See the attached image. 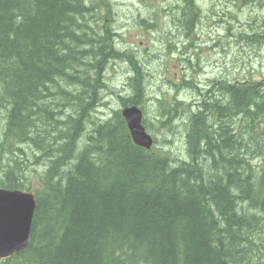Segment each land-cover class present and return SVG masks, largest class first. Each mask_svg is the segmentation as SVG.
<instances>
[{
  "label": "trees",
  "instance_id": "trees-1",
  "mask_svg": "<svg viewBox=\"0 0 264 264\" xmlns=\"http://www.w3.org/2000/svg\"><path fill=\"white\" fill-rule=\"evenodd\" d=\"M86 1L0 0V187L35 198L27 248L0 264H264V84L210 83L171 165L119 111L92 119L113 35ZM141 83L122 105L141 106Z\"/></svg>",
  "mask_w": 264,
  "mask_h": 264
},
{
  "label": "rangeland",
  "instance_id": "rangeland-1",
  "mask_svg": "<svg viewBox=\"0 0 264 264\" xmlns=\"http://www.w3.org/2000/svg\"><path fill=\"white\" fill-rule=\"evenodd\" d=\"M107 1V0H105ZM110 1V14L109 20L113 25V28L121 34L122 38L125 40H132L133 49L127 53L121 52L123 49L122 44L119 42L118 45H115L114 51L117 52L115 55H110L105 57L104 65H107L100 75V84L102 88L98 93V105L93 109L94 112L90 113L92 119L95 118L103 122L104 120L109 119L113 112L120 110L121 101L124 99H130L135 94L132 93V88L134 86L139 87V81L144 85V90L142 91V100L141 106L146 111L147 121L149 119L153 122V119H158L162 116L161 110L167 108L156 100H150L148 97H152L154 94L161 91L168 90L165 86H162L165 77L170 73L169 78H174L173 70L175 68L171 61L166 63L167 69L166 73L162 70L161 62L156 60L162 56V54L167 52H172L174 44L172 42L168 44L165 32L173 27L169 26L168 21H162V18L156 17L154 23L155 27L150 34H147L145 31H130L126 30L131 29L132 27L137 26L138 17L146 16L149 10V6L146 4H140L138 0H109ZM143 2V0H141ZM104 0H93L92 5L98 4L102 5ZM89 5V0L86 1V5ZM173 0H155V10L159 7H166L169 9L171 6H174ZM199 7H205L204 3H198ZM98 9L96 17L99 19V28L100 26H105V12L103 10V5L95 7ZM94 13V12H93ZM231 34H228L220 37L221 35L215 33L216 39L220 45H223L227 40L230 43H234V37L238 33L251 34L249 30V24H252L250 17L262 16L264 17V8H260L257 5L249 4L245 10L241 9L240 6L231 9ZM90 13L88 14V18ZM163 17V15H162ZM247 19L248 26L245 30L242 26V22ZM184 25V24H183ZM112 36V32L109 33ZM120 40V37L117 36L116 39L112 36V41L114 43ZM240 43V42H238ZM242 44V43H241ZM178 46V45H177ZM99 49V48H98ZM178 48L174 49L177 50ZM119 50L120 52H118ZM214 51V48H213ZM127 54V55H125ZM115 56V58H113ZM220 59L224 58V62L216 61L218 59V52L213 53V55L204 54L203 57H200L199 64L202 66L200 71L202 72L201 77V87H194L189 84L183 86V90L179 91L177 94L176 100H182L184 103L190 101L191 99H196L200 96V93H204L208 86L211 84H204L212 76L216 79L220 76H226L228 79H240V80H252L258 81L264 79V42L262 44H256L254 46H249L247 44H242V47L231 45L226 50L225 55L219 56ZM127 59H131V62H127ZM218 66H222L225 71H222V67L216 69ZM134 87V88H137ZM171 92V91H170ZM145 95L146 98H143ZM140 99L139 95L137 96ZM194 112V111H192ZM186 117H180L176 119L175 122H171L172 128L162 129V135L158 133L156 137V143L162 148V153H168L172 157L171 165L180 161L181 159H186V145L184 138L183 125L181 122H186L188 114ZM91 121V119H88ZM236 120V119H235ZM90 123V122H89ZM158 123V122H157ZM157 123H154V130ZM152 125V126H153ZM170 127V123H168ZM207 125H210L209 123ZM151 126V127H152ZM150 127L151 131L154 130ZM1 128V121H0ZM212 129H215L213 126ZM88 131V130H87ZM249 143H254L252 140ZM161 144V145H160ZM262 145V144H261ZM257 150V142H255ZM159 147V148H160ZM191 147V146H190ZM193 149H195L193 147ZM259 149V147H258ZM191 150V148H190ZM264 150L261 147V151L264 155ZM255 152V151H252ZM256 153V152H255ZM174 160V161H173ZM251 165L255 167H261L263 161L261 158H255L251 161ZM31 173L34 172V176L37 174L40 175L42 172L41 166H34L30 168ZM28 175H30L28 173Z\"/></svg>",
  "mask_w": 264,
  "mask_h": 264
},
{
  "label": "water",
  "instance_id": "water-1",
  "mask_svg": "<svg viewBox=\"0 0 264 264\" xmlns=\"http://www.w3.org/2000/svg\"><path fill=\"white\" fill-rule=\"evenodd\" d=\"M133 142L149 148L150 137L141 126V114L136 108L122 111ZM34 198L19 191L0 190V258H7L28 245Z\"/></svg>",
  "mask_w": 264,
  "mask_h": 264
},
{
  "label": "flooded vegetation",
  "instance_id": "flooded-vegetation-1",
  "mask_svg": "<svg viewBox=\"0 0 264 264\" xmlns=\"http://www.w3.org/2000/svg\"><path fill=\"white\" fill-rule=\"evenodd\" d=\"M235 1H236V0H235ZM235 1H234V2H235ZM252 1H253V0H252ZM238 3H239V4H246L247 2H246V0H239ZM216 52H218V51H217V48H214V51L212 52V54H213V53H216ZM195 66H196L197 68H199V69L202 67V66L199 64V62H197V64H195ZM215 77H216V79L214 78V80H217L218 76L216 75ZM211 78H213V76H212ZM211 78L208 79L206 83H214V81L211 82Z\"/></svg>",
  "mask_w": 264,
  "mask_h": 264
},
{
  "label": "bare ground",
  "instance_id": "bare-ground-1",
  "mask_svg": "<svg viewBox=\"0 0 264 264\" xmlns=\"http://www.w3.org/2000/svg\"><path fill=\"white\" fill-rule=\"evenodd\" d=\"M249 1V0H248ZM252 1V0H251ZM90 2V1H89ZM236 2V1H235ZM88 5V4H87ZM204 84H210V83H204ZM113 115V114H112ZM97 120V119H96ZM100 121V120H99ZM92 122V121H91ZM94 123V122H93ZM37 126V125H36ZM87 129V128H86ZM94 129V128H93ZM12 191H19L20 192V189H12ZM31 224H32V222H31ZM30 231H31V227H30ZM9 258H11V257H9ZM9 258H7V259H9Z\"/></svg>",
  "mask_w": 264,
  "mask_h": 264
}]
</instances>
